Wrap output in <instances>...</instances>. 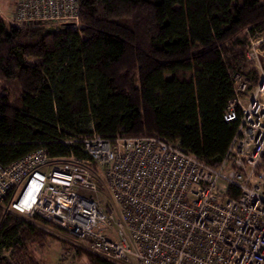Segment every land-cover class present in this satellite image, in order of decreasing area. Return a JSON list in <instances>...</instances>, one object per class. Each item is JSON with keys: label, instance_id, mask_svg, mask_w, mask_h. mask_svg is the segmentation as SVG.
Returning a JSON list of instances; mask_svg holds the SVG:
<instances>
[{"label": "trees", "instance_id": "obj_1", "mask_svg": "<svg viewBox=\"0 0 264 264\" xmlns=\"http://www.w3.org/2000/svg\"><path fill=\"white\" fill-rule=\"evenodd\" d=\"M77 3L75 29L0 18V167L37 150L85 161L66 142L94 133L156 137L216 168L234 135L222 119L232 77L256 78L245 51L264 32V0ZM8 199L0 203V264H39L30 247H45L50 236L40 227L49 226L7 211Z\"/></svg>", "mask_w": 264, "mask_h": 264}, {"label": "built area", "instance_id": "obj_2", "mask_svg": "<svg viewBox=\"0 0 264 264\" xmlns=\"http://www.w3.org/2000/svg\"><path fill=\"white\" fill-rule=\"evenodd\" d=\"M12 12L18 26L78 25L77 0H14ZM245 60L256 78L232 77L222 119L234 135L216 168L156 137L92 133L66 142L85 161L37 150L0 167V203L110 264H264V38Z\"/></svg>", "mask_w": 264, "mask_h": 264}, {"label": "rangeland", "instance_id": "obj_3", "mask_svg": "<svg viewBox=\"0 0 264 264\" xmlns=\"http://www.w3.org/2000/svg\"><path fill=\"white\" fill-rule=\"evenodd\" d=\"M13 7L14 0H0V18L5 25L12 23ZM254 36L255 39L264 38V32H260ZM93 170H95V168ZM99 188L102 189V186ZM99 194L100 198L104 200L105 196L101 190ZM50 227L52 228L53 234L47 232L50 237L47 239L45 247L43 249H40L38 246L30 247L34 259L38 261L39 264H92L86 251L81 250L77 252L74 247L71 248L67 245L68 243L71 246L73 245L72 242L74 240L71 237L54 229L52 226Z\"/></svg>", "mask_w": 264, "mask_h": 264}]
</instances>
